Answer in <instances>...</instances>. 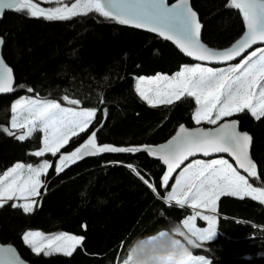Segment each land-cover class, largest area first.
<instances>
[{"label": "trees", "instance_id": "trees-1", "mask_svg": "<svg viewBox=\"0 0 264 264\" xmlns=\"http://www.w3.org/2000/svg\"><path fill=\"white\" fill-rule=\"evenodd\" d=\"M190 1L203 23L201 38L209 46L226 47L243 32V16L239 9L229 6L230 0H217L210 14H205L197 0ZM65 2L70 7L76 0ZM40 6L61 5L43 2ZM225 13L232 14L237 23L221 39L220 26L211 33L208 28L219 14ZM0 36L2 57L15 77L14 91L0 94V127L16 134L0 130V175L16 161L36 164L45 158L51 162L42 175L47 186L40 189L32 212L13 208L12 201L0 206L2 243L14 245L32 264H120L132 238L174 221L185 233L181 239L186 236L201 245H187L193 256L203 255L211 264H264V203L259 199L219 196L216 235L199 241L182 224L192 209L165 200L171 184H163L164 164L159 157L143 150L101 153L83 158L59 174L56 171L58 157L78 148L93 132L97 133L99 145L141 147L164 142L181 124L212 126L193 123L194 97L153 106L136 91V77L172 74L190 62L175 45L98 12L48 20L13 10L0 20ZM23 95L95 109V116L88 129L70 137L56 156L45 153L37 157L31 152L40 147V131L21 141L9 126L12 104ZM64 96L79 103L72 105L63 100ZM228 118L237 119L240 129L252 135V156L259 180L249 178V183L264 189V117L257 119L245 110L222 120ZM28 229L64 231L83 240L71 255H38L23 241Z\"/></svg>", "mask_w": 264, "mask_h": 264}, {"label": "snow or ice", "instance_id": "snow-or-ice-1", "mask_svg": "<svg viewBox=\"0 0 264 264\" xmlns=\"http://www.w3.org/2000/svg\"><path fill=\"white\" fill-rule=\"evenodd\" d=\"M43 2L51 3L52 0H0V17L3 16L5 9L16 12L26 11L31 17H43L48 20H66L71 16L98 12L122 24L132 23L138 28L147 27L150 31H158L166 39L175 37V42L181 50L187 56L199 61L230 62L241 56L245 49L250 48L258 40L264 41V0H230L229 6L240 10L247 31L231 47L223 50L212 49L201 43L202 25L197 19L196 12L189 6V0H177V3L171 6L166 4L165 0H76L70 7L65 0H56L61 6L48 8L40 6ZM0 66H2L0 93L14 91L12 70L4 65L2 60ZM146 79L149 87L142 86ZM28 91L31 92L32 89ZM136 91L142 99L153 106H155L154 101L159 104H172L174 100L194 97L196 104L199 105L193 115L195 122L200 124L201 120H204L216 127L189 130L184 125H180L179 131L172 140L155 147L99 145L96 142L97 133L93 132L73 152L60 155L59 163L56 165L57 173L86 156L101 153H137L143 150L150 155H158L168 166V171L163 177V184L167 185L171 173L188 157L198 152H202L205 156L210 153H227L237 161L239 167L247 173V177L241 175L224 159L209 162L193 161L177 177L172 191L165 197L166 202L174 201L181 208L192 207L193 215L182 222L183 226L198 239L211 240L216 233V218L196 212L197 207L213 212L216 200L224 194L238 195L241 198L251 196L253 199L264 197V189L253 187L249 183V178L259 180L256 165L249 157L252 138L247 132L237 130L236 120H224L218 123L222 118L245 110L257 119L264 117V49H257L239 64H229L227 68L213 69L195 64L183 66L171 77L161 74L152 78L140 77ZM63 100L72 105L79 103L75 99L69 100L67 96H64ZM95 111V109L77 110L63 107L52 99L21 97L12 105L11 124L13 129H26L16 136L21 141L31 137L36 131H42L43 147L33 154L40 157L50 152L56 156L69 142L70 137H76L88 129ZM0 130L8 135H16L8 128L0 127ZM49 167L50 162L44 160L36 166L16 163L5 171L0 175V206L19 197L26 203H14L12 207L22 208L25 213L32 212L33 205L37 204L36 198L40 196V189L47 186L40 177L46 174ZM128 167L132 168V165ZM133 171L139 176L136 169L133 168ZM139 178L148 184L143 176ZM148 186L152 187L151 184ZM196 217L206 220L208 228H196L192 223ZM176 230L181 236L185 235L180 225ZM23 239L31 246L34 253L48 256L54 252L71 255L83 237L67 233L44 236L38 231H26ZM187 239L194 248L201 247L193 239ZM3 251L0 249V253ZM7 251L12 253L13 250L9 248ZM17 260L18 257H12L8 264H16ZM124 264H127V261ZM162 264H211V262L203 255L193 256L188 248H185L179 255L164 257Z\"/></svg>", "mask_w": 264, "mask_h": 264}, {"label": "rangeland", "instance_id": "rangeland-1", "mask_svg": "<svg viewBox=\"0 0 264 264\" xmlns=\"http://www.w3.org/2000/svg\"><path fill=\"white\" fill-rule=\"evenodd\" d=\"M65 1H69V0H65ZM52 2H56V0H52ZM197 2H199L201 5H202V7H203V9H204V12H205V14H210L215 8H216V3H217V0H197ZM236 19H235V17L232 15V14H230V13H225V14H219L218 16H217V18L209 25V28H208V30H209V33H211V31H212V29L215 27V26H220L221 28H222V31H223V36L221 37V39H223V38H226L227 36H228V34H229V32L236 26ZM257 49H264V46H259V47H256V48H254V49H252L250 52H248L242 59H244L246 56H248V55H250L252 52H255ZM241 59V60H242ZM241 60L240 61H238V62H236V63H231V64H239L240 62H241ZM195 64H201V63H193V62H189V63H185V64H183L182 66H181V68L183 67V66H192V65H195ZM201 65H203V66H205V67H210V68H213V69H220V68H227L228 66H229V64L228 65H223V66H210V65H205V64H201ZM181 68L179 69V70H177L176 72H178V71H180L181 70ZM176 72H174V73H172V74H162V73H157V74H161V75H163V76H168V77H171V76H173ZM157 74H155V75H150V76H140V77H144V78H152V77H156L157 76ZM140 77H136L135 78V88H136V85H137V82H138V80H139V78ZM143 87H149V85H148V82H147V79L145 80V82L143 83V85H142ZM138 93V92H137ZM139 94V93H138ZM140 95V94H139ZM21 97H31V98H33V99H37L36 97H32V96H29V95H23V96H20L19 98H17L14 102H13V104L17 101V100H19ZM195 99V98H194ZM146 101V100H145ZM146 102H148V101H146ZM12 104V105H13ZM153 104H159V103H156L155 101L153 102ZM63 107H70V106H64V105H62ZM199 107V105H197L196 104V109ZM72 108H75V107H72ZM75 109H77V110H81V109H91V108H75ZM196 109H195V111H194V113L192 114V121H193V123L194 124H197L196 122H195V120L193 119V115L195 114V112H196ZM11 110H12V107H11ZM96 112V111H95ZM12 115H13V113H12ZM223 119V118H222ZM11 121H12V116H11V118H10V122H9V126H10V128L12 129V130H14V131H17V136L18 135H20V134H22V131H26V129H24V130H21V129H13L12 128V124H11ZM219 122V121H218ZM200 123H206V124H208L206 121H204V120H201V122ZM211 125V124H210ZM40 133H41V144H40V147L39 148H37V149H35V150H33L31 153L33 154V153H35L36 151H38L40 148H42L43 147V140H44V133L42 132V131H40ZM75 150V149H74ZM73 150V151H74ZM73 151H70V152H68V153H71V152H73ZM48 153H50V152H48ZM45 154V153H44ZM65 154H67V153H65ZM34 155V154H33ZM219 159H224V160H227L228 161V163L229 164H231L232 165V167L233 168H235L241 175H243V176H245V177H247V173H244V172H240L236 167H235V165L228 159V158H226V157H224V156H218V157H214V158H210V159H202V158H196V159H193V160H191V161H189V162H187L178 172H177V174L175 175V177H174V179L172 180V182H171V185H170V188L168 189V191H167V193L168 192H171L172 191V186L174 185V184H176V179H177V177H179L180 176V174H181V172L185 169V168H187V166L189 165V164H192L193 163V161H204V162H209V161H211V160H219ZM44 160H47V159H45V158H41L36 164H32L33 166H36V165H38V164H41ZM59 160H60V156L58 157V159L56 160V162H55V167H56V165H57V163H59ZM49 161V160H48ZM50 162V161H49ZM16 163H21V164H25V163H23V162H21V161H16V162H14L11 166H9L6 170H4L3 172H2V174L5 172V171H7L9 168H11V167H13V165H15ZM25 165H27V164H25ZM50 165H51V162H50ZM49 169V168H48ZM47 169V170H48ZM1 174V175H2ZM40 179L42 180V176L40 177ZM167 195V194H166ZM224 195H228V194H224ZM221 196V195H220ZM231 196H237V197H240V196H238V195H231ZM257 199H259L260 201H262V200H264V197H261V198H257ZM12 201V203L14 204V203H17V204H23V203H26V201L25 200H23V199H21V198H19V197H17V198H14L13 200H11ZM172 202H174V201H172ZM175 203V202H174ZM216 203H217V200H216V202H215V210H216ZM264 203V202H263ZM33 207H34V205H33ZM189 207V206H188ZM191 209H192V211L194 212V209L192 208V207H190ZM23 210V209H22ZM195 211L196 212H201L203 215H212V216H214L215 218H216V212L215 211H213V212H209L208 210H206V209H202V208H199V207H197L196 209H195ZM193 212H192V214L191 215H189V216H192L193 215ZM189 216H187V217H189ZM187 217L185 218V219H187ZM184 219V220H185ZM183 220V221H184ZM192 223L195 225V227L196 228H198V229H205V228H208V222L206 221V220H203V219H200L199 217H196L193 221H192ZM186 230L192 235V233L186 228ZM26 231H33V232H36V231H38V232H40V233H43L44 234V236H51V235H54V234H58V233H67V234H70V235H75V234H72V233H69V232H64V231H56V232H47V231H42V230H38V229H28V230H26ZM25 231V232H26ZM24 232V233H25ZM24 235V234H23ZM215 235H216V233L214 234V236H213V238L215 237ZM75 236H79V235H75ZM81 237V236H80ZM195 237V236H194ZM197 240H199V241H207V240H200V239H198L197 237H195ZM23 241H24V239H23ZM24 243H25V241H24ZM26 244V243H25ZM26 245H28L30 248H31V246L29 245V244H26ZM32 249V248H31ZM58 253H60V252H58ZM63 254V253H62ZM120 264H123V261L120 263Z\"/></svg>", "mask_w": 264, "mask_h": 264}, {"label": "water", "instance_id": "water-1", "mask_svg": "<svg viewBox=\"0 0 264 264\" xmlns=\"http://www.w3.org/2000/svg\"><path fill=\"white\" fill-rule=\"evenodd\" d=\"M166 4H168L169 6H171L172 4H175L177 3V0H174L173 2H169V0H165ZM105 6L107 7V4H105ZM189 6L192 8V10L194 12H196L197 14V19L199 21V23L202 25L201 27V30H200V41L201 43H203L204 45H206L207 47L209 48H212V49H216V50H223L225 48H228V47H231L232 44H234L237 40H239L241 37L244 36V34L246 33L247 31V27H246V24L244 23V29H243V32L241 33V35L236 39L234 40L230 45L226 46V47H222V48H214V47H211L209 46L208 44H206L202 38H201V34H202V29H203V23L201 22L200 20V16L198 14V12L196 11V9L192 6V3L191 1L189 0ZM13 10H10V9H5L4 10V13H3V16L8 13V12H11ZM0 17V20L3 18ZM116 20V19H115ZM118 21V20H117ZM128 26H131L133 28H136V29H139L141 31H144V32H147V33H150L154 36H157L159 37L160 39L162 40H165L173 45H175L178 50L184 55V57L189 60L190 62H193V63H201V64H205V65H210V66H223V65H228V64H231V63H236L238 61H240L248 52H250L252 49L256 48V47H259V46H264V41H257L255 44L251 45L250 48L248 49H245L244 53L241 54V56L239 57H236L234 60L230 61V62H218V61H199L197 59H195L194 57H189L187 56L182 50L181 48L177 45V43L175 42V37L173 39H166L165 36L163 35H160V33L157 31V32H154V31H150L149 28L147 27H135L134 24L132 23H128L126 24ZM0 41H2V43H0V60L3 61L4 65H7L8 68H10V66L4 61L3 57H2V48H3V38L0 36ZM2 67V66H0ZM11 69V68H10ZM12 70V69H11ZM11 78H12V86L14 88L15 86V77H14V74H13V71L11 72ZM10 92H7V93H0V94H4V95H7L9 94ZM224 120H236L238 122L237 119L235 118H228V119H224ZM224 120L220 121L219 123L223 122ZM181 125H184L185 128L189 129V130H192V129H196V128H204V129H210V128H214L216 127V125H212V126H202V125H194V126H188L186 124H181ZM180 129V125L176 128V130L174 131V133L167 139L165 140L164 142L162 143H159L157 145H151L153 147L155 146H158V145H162V144H167L170 140H172V138L174 136H176L177 132L179 131ZM237 130L240 131V132H247L249 134V136L252 138V135L248 132V131H245V130H242L240 129V125H239V122L237 123ZM252 144H253V138L251 140V144L249 146V157L252 159L253 163L255 164V161L253 159V156H252ZM156 157H159L158 155H155ZM218 156H224L226 158H228L234 165L235 167L240 171V172H245L243 169H241L237 163V161L232 157L230 156L229 154L227 153H210L208 156H205L202 152H198L196 153L194 156H190L188 157L187 160L183 161L182 164L180 165V167L176 168V170L174 172L171 173V175L169 176V181L167 183V185H170L172 180L174 179L175 175L177 174V172L189 161L193 160V159H196V158H202V159H210V158H214V157H218ZM87 157H93V156H86L84 158H87ZM163 162V161H162ZM164 164V163H163ZM168 171V166L166 164H164V172H163V175H162V181H163V177H164V174ZM11 248L13 251L12 253H9L7 250ZM0 249H3L4 251L2 253H0V264H8V261L10 258L12 257H18V260L16 261V264H20V262H23V264H32L30 263L28 260L24 259L20 253L18 252V250L16 249V247L12 244H9V243H2L0 241Z\"/></svg>", "mask_w": 264, "mask_h": 264}, {"label": "clouds", "instance_id": "clouds-1", "mask_svg": "<svg viewBox=\"0 0 264 264\" xmlns=\"http://www.w3.org/2000/svg\"><path fill=\"white\" fill-rule=\"evenodd\" d=\"M178 224L169 222L150 234H138L127 245L123 261L127 264H162L168 255H179L187 248L188 239H181Z\"/></svg>", "mask_w": 264, "mask_h": 264}]
</instances>
